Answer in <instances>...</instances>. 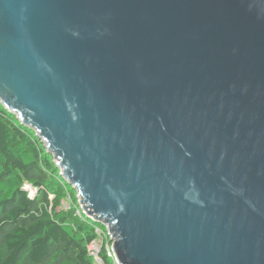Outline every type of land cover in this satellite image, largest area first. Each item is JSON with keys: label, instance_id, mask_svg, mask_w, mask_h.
I'll return each mask as SVG.
<instances>
[{"label": "water", "instance_id": "water-1", "mask_svg": "<svg viewBox=\"0 0 264 264\" xmlns=\"http://www.w3.org/2000/svg\"><path fill=\"white\" fill-rule=\"evenodd\" d=\"M0 104L118 264H264V0H0Z\"/></svg>", "mask_w": 264, "mask_h": 264}, {"label": "trees", "instance_id": "trees-1", "mask_svg": "<svg viewBox=\"0 0 264 264\" xmlns=\"http://www.w3.org/2000/svg\"><path fill=\"white\" fill-rule=\"evenodd\" d=\"M67 189L74 197L36 133L0 104V264H93V222L61 209Z\"/></svg>", "mask_w": 264, "mask_h": 264}, {"label": "built area", "instance_id": "built-area-1", "mask_svg": "<svg viewBox=\"0 0 264 264\" xmlns=\"http://www.w3.org/2000/svg\"><path fill=\"white\" fill-rule=\"evenodd\" d=\"M53 161H54V159H53ZM54 163L56 165L55 161H54ZM59 173H60V171H59ZM60 176H61V174H60ZM62 179H63V177H62ZM25 191H28L29 194L34 193V189H32L30 191L25 189ZM75 192H76V196H75L76 197V202H75L76 206L72 205V207H70L69 203H65L64 200H62V202L60 204L61 209L65 210V211H69L71 209H74L76 216L80 217L81 219H84V218L89 219L94 223L93 218L88 216L85 213V211H83L82 204H80L81 197L79 196V194L77 193L76 190H75ZM99 232H100L99 235L95 234V236H96L95 239L92 242H90L86 247L88 257L92 260L93 264H103L101 254L104 253L107 258H112V260L115 262V264H118L116 261V258L114 256L113 250H112V242L110 239V235L107 232V229L104 228L103 231H99Z\"/></svg>", "mask_w": 264, "mask_h": 264}, {"label": "rangeland", "instance_id": "rangeland-1", "mask_svg": "<svg viewBox=\"0 0 264 264\" xmlns=\"http://www.w3.org/2000/svg\"><path fill=\"white\" fill-rule=\"evenodd\" d=\"M2 187H3V189H5V193H7V191H9L10 189H12L13 186H12V183L11 184L9 183L7 185H3ZM22 188H23V190H25V189L26 190H29V191L32 190V187H30L29 185H24ZM65 196L66 197L63 199L65 203H69L70 207H72V205H75V202H76V197L75 196H76V194L73 197L70 194L69 190L67 189V191L65 193ZM91 226L93 227V231H94V233L96 235H99V233H100L99 231H103L104 230V227L102 225H100V224H96V223L94 224L93 223ZM108 264H115V262L112 260V258H108Z\"/></svg>", "mask_w": 264, "mask_h": 264}]
</instances>
